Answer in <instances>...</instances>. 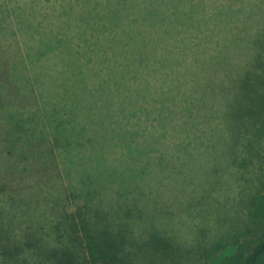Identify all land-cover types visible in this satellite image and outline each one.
<instances>
[{
	"label": "trees",
	"instance_id": "obj_1",
	"mask_svg": "<svg viewBox=\"0 0 264 264\" xmlns=\"http://www.w3.org/2000/svg\"><path fill=\"white\" fill-rule=\"evenodd\" d=\"M74 1L0 0V264L179 263L176 231L159 207L145 212L136 203L152 193L124 177L118 191L134 198L109 201L117 176L102 175L93 160L108 161L109 147L119 156L145 143L157 125L142 115L144 89L161 79L162 91L165 77H183L176 54H201L196 31L221 25L226 7L252 20L243 24L250 40L220 150L247 190L245 211L194 247L207 264H264V0ZM73 152L77 173L66 163Z\"/></svg>",
	"mask_w": 264,
	"mask_h": 264
},
{
	"label": "rangeland",
	"instance_id": "obj_2",
	"mask_svg": "<svg viewBox=\"0 0 264 264\" xmlns=\"http://www.w3.org/2000/svg\"><path fill=\"white\" fill-rule=\"evenodd\" d=\"M74 3L77 5L78 1ZM238 8L226 7L220 14L221 25H209L206 31H196L194 40L202 43L201 54L189 57L182 52L176 54L177 60L185 66L181 71L183 77H165L162 91L159 90L161 79L155 88L144 89L146 112L142 115L157 125L150 128L153 132L145 143L133 142L129 145L131 152L127 154L123 149L119 156L109 147L105 153L108 161L98 164L93 160L99 165V173L112 171L117 176L108 184L106 198L109 201H125L126 204L134 198L133 192L125 197L118 191L124 177H131L142 184L147 193H152L150 202L140 195L137 199H142L136 203L145 212L154 205L159 207V214L165 217V227L176 231L177 264H207L200 260L199 250L194 247L196 242L224 234L242 219L245 211L247 190L242 189L243 181L237 177L236 168L224 162L220 152L230 134L223 121H226L231 85L242 67V46L250 40L243 24H252V20L243 16ZM177 32L172 31L171 43L175 42ZM172 47L163 48L168 51ZM240 50L241 55L237 57ZM84 76L83 73L76 77L78 86H86ZM155 81L152 80L150 86ZM78 88L73 92L76 97L80 96ZM116 100L117 97L112 102ZM97 136L101 137V131ZM84 154L88 157L89 152L84 151ZM78 155L79 152H73L68 157L72 162L66 161L74 173L78 172ZM231 250L226 248L219 257Z\"/></svg>",
	"mask_w": 264,
	"mask_h": 264
}]
</instances>
